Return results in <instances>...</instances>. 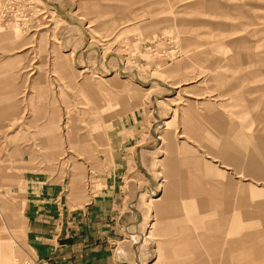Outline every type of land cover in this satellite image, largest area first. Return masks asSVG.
Returning <instances> with one entry per match:
<instances>
[{
    "label": "rangeland",
    "instance_id": "rangeland-1",
    "mask_svg": "<svg viewBox=\"0 0 264 264\" xmlns=\"http://www.w3.org/2000/svg\"><path fill=\"white\" fill-rule=\"evenodd\" d=\"M44 1L0 0V30L13 34L0 37V264H57L28 242V200L43 181L59 184L57 200L92 192L120 145L128 167L116 176L134 215L122 244L149 236L138 264H264V0ZM15 40L34 52L11 54ZM121 69L131 78L106 80ZM197 174L216 182L212 209L189 200ZM163 196L172 229L157 235Z\"/></svg>",
    "mask_w": 264,
    "mask_h": 264
},
{
    "label": "crops",
    "instance_id": "crops-1",
    "mask_svg": "<svg viewBox=\"0 0 264 264\" xmlns=\"http://www.w3.org/2000/svg\"><path fill=\"white\" fill-rule=\"evenodd\" d=\"M210 120L215 122L213 117ZM120 141H118L119 145ZM127 152H129L128 148H121L120 145L114 152L115 161L113 164L111 163V174L105 178H98V185L95 184L96 188L92 192L82 188L74 191L76 195H74L76 199L74 201L67 196L63 200L61 198L57 200L55 194L60 186L59 184H52L50 181H43L44 191L32 192V199L28 200L31 221L27 239L37 249L38 256L51 259L57 264L139 263V258L142 256L141 249L137 246L132 248L127 243L122 244L125 229L129 231V225L134 218L132 211L125 207L131 195L129 188L126 189L127 186L122 177L116 176L117 170L128 167ZM211 171L212 173L220 172L219 170L214 171L213 168ZM210 177L207 180L203 177L201 180L197 174L190 181L192 190L188 189V194L190 195L189 200L193 202H196L198 198L203 202L208 201L212 209L213 202L218 203V197L214 198L210 195V185L211 187L216 186L214 178L210 179ZM35 185L40 186L38 183H34V186L31 187L34 188L32 191H37L38 187ZM201 188L204 189L203 192ZM68 189L70 188L68 187ZM76 192L78 193L76 194ZM83 192L85 193L83 194ZM219 200L226 201L220 205L226 206L227 209L228 199L222 197ZM159 201H161L159 202L161 208L160 221L154 228L157 235L160 231L167 232L171 228H165L167 222L164 214L167 211L168 200L163 196ZM183 231L184 237L192 242V248L195 251L196 242L193 237L186 234V230ZM136 232L140 231L136 230ZM208 234L211 238L214 236L213 231H209ZM170 243L172 242L166 241L160 247L166 257L173 256L174 253L170 252L174 248V245L171 246ZM211 244L213 246V241ZM144 247L147 245L142 246V248ZM137 250L140 252V256L137 255ZM200 255L202 259L206 260L205 254ZM160 259H163V256Z\"/></svg>",
    "mask_w": 264,
    "mask_h": 264
},
{
    "label": "bare ground",
    "instance_id": "bare-ground-1",
    "mask_svg": "<svg viewBox=\"0 0 264 264\" xmlns=\"http://www.w3.org/2000/svg\"><path fill=\"white\" fill-rule=\"evenodd\" d=\"M47 5H51L50 3H49V1L48 0H45L44 1ZM57 8V7H56ZM45 12V11H44ZM83 32L85 33V35L86 34H88L87 33V31L86 30H84L83 29ZM15 33V32H14ZM13 35V34H12ZM12 35L10 36V33H4L3 31H1L0 30V37H2V39L4 38V37H6V38H10V37H12ZM18 36V35H17ZM43 35L41 34V37H42ZM19 42V43H18ZM15 46H13L12 48H9L8 49V51L10 50V52H12L11 54H15V53H21V52H24L25 50H28L26 53H25V55L27 54H30V52H34V46H33V40H28V41H23V42H21V41H17V40H15ZM40 44V43H39ZM36 46V45H35ZM96 48V47H95ZM98 49V48H97ZM41 50H43V48H42V46H38V53L40 52V54H41ZM87 50V49H86ZM98 50H100V49H98ZM14 52V53H13ZM111 54L112 53H107L106 55H105V60L107 59V58H109L110 56H111ZM69 56L71 57V59L73 60V62H74V64L76 65V66H78V67H82L83 65L82 64H80L79 62H78V60H77V54L76 53H74V52H71L70 54H69ZM108 56V57H107ZM15 58V57H14ZM17 58V57H16ZM104 59V58H103ZM14 60V59H13ZM17 60V59H16ZM7 61H9V60H6V62ZM11 62V61H10ZM13 64V63H12ZM28 65H26V66H23V67H21L20 68V70L21 69H23L24 68V70H25V67H27ZM85 69L84 68H80L79 69V71H78V74L76 73V77H78L79 76V74L81 75V74H83L82 72L84 71ZM22 72V71H21ZM108 73H106V75H107ZM129 76L130 77V74H127V71H125V70H120L119 72H117V73H115L114 74V76H108V78L109 79H106V80H112V78L113 77H115V76ZM137 75H139V74H137ZM83 78H85L81 83H83V84H86L87 83V79H89V78H86L85 76H83L82 75V78L81 79H83ZM102 78V77H101ZM131 78V77H130ZM103 79V78H102ZM105 79V78H104ZM35 80V79H34ZM106 80H104V81H106ZM135 82H136V84L137 85H142V84H144V81L142 80V78H140L139 76H137V78H134L133 79ZM154 81H157V82H160L161 81V79L160 78H155V80ZM79 83V82H78ZM146 84V83H145ZM165 85L167 86V88L169 89V92L170 91H173V89L175 90V88L178 86V83H174V82H170V83H165ZM190 88V87H189ZM182 90H184V91H188V92H190V89H188L187 87H183V88H181ZM152 90V88L151 89H149V91H151ZM172 93H174V92H172ZM157 98V97H156ZM155 99V98H154ZM162 102V101H161ZM190 104V103H189ZM193 108V106L191 105V106H189V108ZM157 110H158V106H157V104L155 103V105H154V107H153V112L154 113H156L157 112ZM190 111V110H189ZM159 124H163L164 126L166 125V129L168 130L169 129V127H168V124H169V122H166V121H161V122H159V123H157V125H153V126H158ZM167 131H166V133L164 134V135H158V136H156L155 135V137L159 140V142H161V143H167L168 142V136H167ZM149 175V178L151 177L150 176V174H148ZM229 184V183H228ZM231 184V183H230ZM230 184H229V186H227V189H226V193L225 194H227V193H231V186H230ZM153 189L152 190H149V195L150 196H153V195H155V194H157L158 193V191H160L162 188H163V185H162V183H157L156 185H154L153 187H152ZM233 192H234V190H233ZM227 198V197H226ZM228 198H229V196H228ZM248 198V196H244L243 194H241V199H243V200H246ZM236 215H238V214H236ZM261 219H264V218H261ZM155 220V219H154ZM239 225V224H238ZM153 225H151V227H152ZM237 230H235L234 231V235H235V232H236ZM237 233H238V238H239V241L241 242V239H242V234H240L238 231H237ZM145 237H142V236H138L136 233H134V234H132V237H133V239L136 241V244L139 246V249L140 248H142V246H145L146 245V243H147V238H149V236H146V235H144ZM144 241V242H143ZM145 243V244H144ZM241 253H239L238 254V257L237 258H239V257H242V255H240Z\"/></svg>",
    "mask_w": 264,
    "mask_h": 264
},
{
    "label": "built area",
    "instance_id": "built-area-1",
    "mask_svg": "<svg viewBox=\"0 0 264 264\" xmlns=\"http://www.w3.org/2000/svg\"><path fill=\"white\" fill-rule=\"evenodd\" d=\"M29 264H54V263H51L49 260H45V259H33L32 263Z\"/></svg>",
    "mask_w": 264,
    "mask_h": 264
}]
</instances>
